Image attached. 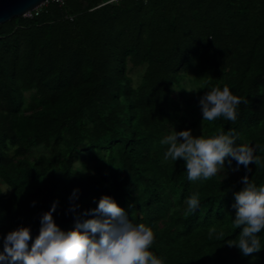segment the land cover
I'll list each match as a JSON object with an SVG mask.
<instances>
[{
  "label": "trees",
  "instance_id": "obj_1",
  "mask_svg": "<svg viewBox=\"0 0 264 264\" xmlns=\"http://www.w3.org/2000/svg\"><path fill=\"white\" fill-rule=\"evenodd\" d=\"M140 67L134 86L129 74ZM225 85L247 100L237 120L202 121L200 97ZM197 127L199 136L231 130L237 144L259 145L261 165L189 181L160 141ZM38 148L45 153L32 156ZM246 173L264 185V0H48L0 25V180L11 190L0 188V252L21 226L30 248L54 202L67 232L107 195L153 229L150 251L164 264H264V230L262 249L247 257L209 238L215 228L238 239L232 205Z\"/></svg>",
  "mask_w": 264,
  "mask_h": 264
},
{
  "label": "clouds",
  "instance_id": "obj_2",
  "mask_svg": "<svg viewBox=\"0 0 264 264\" xmlns=\"http://www.w3.org/2000/svg\"><path fill=\"white\" fill-rule=\"evenodd\" d=\"M241 103L247 100L233 95L227 85L222 90L213 87L199 100L202 121L211 123L223 117L234 123ZM237 139V134L231 130L205 137L193 136L189 129L174 130L160 143L167 146L164 159H182L187 179L195 182L207 181L225 170L226 160L229 167L236 161L233 171H238L242 165L250 172L249 165H261L262 157L256 154L260 146L237 144ZM240 182L243 188L234 193L232 205L236 209L233 224L240 229L238 239H226L225 233H217L215 228L209 231V238L215 234L216 240L237 247L247 257L262 249L258 233L264 230V185L257 187L247 173ZM77 191L74 190L73 196ZM198 197L195 193L186 199L188 212L194 213L199 207ZM57 204L54 202L50 211L43 214L39 235L30 248L29 227L21 226L6 235L0 264H164L162 258L150 251L155 240L153 229L143 223L134 224L112 197L102 196L96 208L82 213L93 218L81 221L77 217L74 229L67 232L54 222ZM78 207L73 204L70 211Z\"/></svg>",
  "mask_w": 264,
  "mask_h": 264
},
{
  "label": "rangeland",
  "instance_id": "obj_3",
  "mask_svg": "<svg viewBox=\"0 0 264 264\" xmlns=\"http://www.w3.org/2000/svg\"><path fill=\"white\" fill-rule=\"evenodd\" d=\"M109 0H107L108 2ZM45 4V2L40 5L37 10L39 11L42 6ZM143 71H144V67H140V68H135L133 69L131 72H130V77L132 79V84L135 86L137 85L139 82H140V79H141V76L143 74ZM192 79V70L189 71L188 73V76H187V80L185 81V83L183 84L184 85V88L189 92V94L192 92L193 90V86L191 85V83L189 82V80ZM28 95L29 94H26V100L28 98ZM189 113H190V116H189V120H193L197 117V112H196V109L195 108H191L189 110ZM192 135L193 136H199L200 134V127H197L195 129H193L191 131ZM11 155L13 154V151H10L9 152ZM45 151L42 149V148H38V149H35L32 153V156H38V155H41V154H44ZM223 172H225L226 175L228 176H233V175H237V172L236 171H233L232 169H225ZM0 188H1V191L3 194H9L10 193V188L5 186L2 181L0 180Z\"/></svg>",
  "mask_w": 264,
  "mask_h": 264
},
{
  "label": "water",
  "instance_id": "obj_4",
  "mask_svg": "<svg viewBox=\"0 0 264 264\" xmlns=\"http://www.w3.org/2000/svg\"><path fill=\"white\" fill-rule=\"evenodd\" d=\"M45 1L47 0H0V25L13 18L24 16Z\"/></svg>",
  "mask_w": 264,
  "mask_h": 264
},
{
  "label": "built area",
  "instance_id": "obj_5",
  "mask_svg": "<svg viewBox=\"0 0 264 264\" xmlns=\"http://www.w3.org/2000/svg\"><path fill=\"white\" fill-rule=\"evenodd\" d=\"M48 1V0H47ZM47 1H45V4L47 3ZM51 1H53V2H59V3H61L62 2V0H51ZM119 0H109L108 1V3H112V2H118ZM44 4V5H45ZM36 11H38L37 9L36 10H33V11H31V12H29V13H27L26 15H24L25 17H30L31 16V13L32 12H36Z\"/></svg>",
  "mask_w": 264,
  "mask_h": 264
},
{
  "label": "bare ground",
  "instance_id": "obj_6",
  "mask_svg": "<svg viewBox=\"0 0 264 264\" xmlns=\"http://www.w3.org/2000/svg\"><path fill=\"white\" fill-rule=\"evenodd\" d=\"M42 4H43V3H41L40 5H42ZM40 5H39V6H40ZM39 6H38V7H39ZM38 7H37V8H38ZM37 8H35V10H36ZM29 12H30V11H29ZM29 12H27V13H29ZM27 13H25V15H26Z\"/></svg>",
  "mask_w": 264,
  "mask_h": 264
}]
</instances>
